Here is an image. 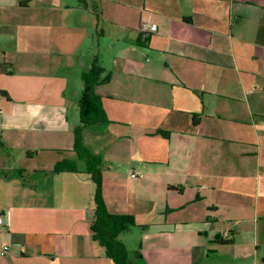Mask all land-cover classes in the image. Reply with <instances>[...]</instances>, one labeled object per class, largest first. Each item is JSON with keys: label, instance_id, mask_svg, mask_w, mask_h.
<instances>
[{"label": "crops", "instance_id": "1", "mask_svg": "<svg viewBox=\"0 0 264 264\" xmlns=\"http://www.w3.org/2000/svg\"><path fill=\"white\" fill-rule=\"evenodd\" d=\"M96 56L109 121L84 141L131 263L264 264V0H0V264H114L74 150Z\"/></svg>", "mask_w": 264, "mask_h": 264}, {"label": "trees", "instance_id": "2", "mask_svg": "<svg viewBox=\"0 0 264 264\" xmlns=\"http://www.w3.org/2000/svg\"><path fill=\"white\" fill-rule=\"evenodd\" d=\"M81 3L85 0H79ZM83 91L80 99V124L74 130V150L79 159L86 162L87 173L95 183V215L91 224L93 237L106 249V254L113 260L114 264H132L126 245L119 238L120 234L136 225L133 215L116 214L109 211L104 195L101 173L102 158L93 153L85 144L84 129L98 122L109 121L104 109L102 97L96 92V87L106 84L111 80V74H105L104 67L99 63L96 56L91 67L82 74ZM0 93L9 97L6 91ZM163 135L167 132L158 130ZM68 161H60L56 164L54 171L72 170Z\"/></svg>", "mask_w": 264, "mask_h": 264}, {"label": "rangeland", "instance_id": "3", "mask_svg": "<svg viewBox=\"0 0 264 264\" xmlns=\"http://www.w3.org/2000/svg\"><path fill=\"white\" fill-rule=\"evenodd\" d=\"M81 86H82V84H81ZM76 89L79 90V87L76 86ZM69 96H70V102H73L71 100L73 98V94L69 95ZM71 105H72V103H71ZM74 112H75V114H74ZM76 113H77V111H75V107L72 106L70 109L71 119H72L73 115L74 116L76 115ZM77 122L78 123L80 122L78 117H77ZM94 130L95 129L92 128L91 130H88L87 133L85 134V140L89 146H92V144H93L92 140H93V137L95 135ZM130 229H131L130 232H125L124 234H122V237L119 236V238L124 239L128 243V245L130 247V251L128 250L130 252L129 255H131L134 259L135 250H138L139 243L141 242V229L138 227H135L134 225L131 226Z\"/></svg>", "mask_w": 264, "mask_h": 264}, {"label": "built area", "instance_id": "4", "mask_svg": "<svg viewBox=\"0 0 264 264\" xmlns=\"http://www.w3.org/2000/svg\"><path fill=\"white\" fill-rule=\"evenodd\" d=\"M141 31L148 35L150 33H154L157 31V26L156 24H153V23H147V22H144L142 25H141ZM131 176L133 178H137L139 176H142V173H139V172H132L131 173ZM4 223V218H3V215L0 213V225ZM9 251V246L8 245H3L2 246V250H1V254H6L8 253Z\"/></svg>", "mask_w": 264, "mask_h": 264}]
</instances>
